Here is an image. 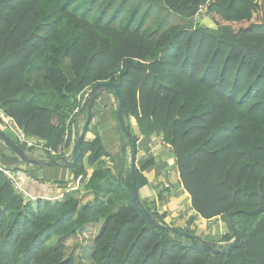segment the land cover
<instances>
[{
    "label": "trees",
    "instance_id": "obj_1",
    "mask_svg": "<svg viewBox=\"0 0 264 264\" xmlns=\"http://www.w3.org/2000/svg\"><path fill=\"white\" fill-rule=\"evenodd\" d=\"M34 70L52 91L49 104L30 82ZM100 83L119 84L131 140L113 91L98 92L87 129L95 138L70 169L80 185L54 201L18 191L6 172L25 164L19 171L37 176L6 145L14 157L0 151V264H86L66 250L88 232L91 264H264V213L247 214L264 207V0H0V109L27 138L57 149L68 134L70 152L71 115L83 101L87 115ZM5 134L34 159L36 150ZM158 140L168 161L152 152ZM134 151L144 153L136 185L156 227L128 194ZM172 171L182 195L174 198L172 184L156 194ZM185 201L192 214L174 228ZM230 213L240 247L227 255L191 247L199 220L222 222L228 230L213 242L225 252L235 238Z\"/></svg>",
    "mask_w": 264,
    "mask_h": 264
},
{
    "label": "crops",
    "instance_id": "obj_2",
    "mask_svg": "<svg viewBox=\"0 0 264 264\" xmlns=\"http://www.w3.org/2000/svg\"><path fill=\"white\" fill-rule=\"evenodd\" d=\"M34 74H37L36 72H34ZM40 74V73H39ZM42 76V75H41ZM43 77V76H42ZM30 82L34 85H36V88L38 89L39 93V99L42 103L44 104H49L50 102H46L45 99L46 94L49 96L50 93H52L51 89H50V93L49 92H43L42 87H46V85L39 79L37 78V80H35V78H33V75L30 73ZM48 86V85H47ZM50 88V87H49ZM108 98L111 99V102L114 103L115 99L113 95H109ZM53 99V94L50 95V101ZM45 101V102H44ZM81 115H79L77 117V120L75 122L76 125V130H75V135H76V140L78 139L82 128H83V124H82V119H81ZM114 125L116 126V122H114ZM5 133H9L10 131L4 127V129L2 130ZM136 134H138V129H135ZM9 136V135H7ZM95 138V134L94 133H87L86 134V139L87 140H93ZM1 140V139H0ZM156 144H160V147H162L161 152H155V148H157L155 145L152 146V152L155 156H160L161 160L163 159L162 155L166 154L169 157V152L168 150H166V148L164 147L163 143L158 140L156 142ZM155 146V147H154ZM0 151L3 152L4 155H6L7 157L13 158V154L6 148V145L3 143V141H0ZM144 156V153H142ZM34 157V160L40 161V162H48L50 157L45 154L42 151H34V153L32 154ZM1 156V154H0ZM71 158V156H70ZM69 158V159H70ZM68 159V160H69ZM139 159V158H138ZM137 159V160H138ZM170 159V158H169ZM168 159V160H169ZM167 160V161H168ZM23 162V161H22ZM170 165H173L174 162L171 160L169 161ZM24 163V162H23ZM30 170L32 172H34V174L37 177H33V176H27L25 174H22L19 170L20 169H29V167L25 164H21L19 165V170L16 172L13 171H8L7 174L10 175L11 178H13L14 180H16L17 183H19L23 194L28 198V199H32V200H36L39 198H43V199H50L52 201L54 200H58V199H62L63 196L70 192V191H74L77 190L79 185H80V179L78 181H76V183H72L71 181L73 180V176L70 172V169L68 167L63 166L62 164L57 166V167H42L40 165L37 164H30ZM93 173V169H88V178L91 177ZM162 175V174H161ZM160 175V176H161ZM160 178V177H159ZM61 181H64L66 184H68V189H66L64 191V189L62 188L61 185ZM169 184L172 187V195H176V193L182 195V190L181 187H179L178 185V181H177V175L175 171H172V174L170 175V180H168ZM59 182V183H57ZM159 182V179H158ZM161 183V182H160ZM164 186H161L158 190H155V193L158 194ZM159 191V192H158ZM175 198V196H174ZM173 198V199H174ZM190 209V205L188 203V201H185L181 204H179L177 206V208L175 209V214H176V218L173 220V226L176 223H179L180 227L186 226L187 223V219L188 216L191 215L192 213L189 211ZM216 223H222V222H216ZM210 225L211 223H204L202 221L199 220V222L197 223L198 225V234L201 236L202 234H208V231H205L201 229V227L203 225ZM222 232H226L223 228H222Z\"/></svg>",
    "mask_w": 264,
    "mask_h": 264
},
{
    "label": "water",
    "instance_id": "obj_3",
    "mask_svg": "<svg viewBox=\"0 0 264 264\" xmlns=\"http://www.w3.org/2000/svg\"><path fill=\"white\" fill-rule=\"evenodd\" d=\"M204 25L208 28H212L214 26V22L210 17H205L204 18ZM106 90H112L114 93L115 98L117 99V112H118V120H119V125L121 127V130L123 132V141L124 143H129L131 140V132L129 127L126 124L125 120V104H124V97L121 93L119 84L117 83H100L96 85L91 91V97L88 102L87 106V115H86V120L83 125L82 131L76 140L75 144L73 145L72 148V155L71 158L65 159L64 157H56V158H51L49 159L48 162H40L34 159H30L25 151L17 144L15 143L9 136H7L2 130H0V139L3 141L5 145H7L9 148H11L20 158L21 161L24 163H29V164H37L42 167H57L59 165H63L65 167H68L69 169H72L78 162L79 160V150L81 147L82 142L86 139V134H87V129L90 126L93 118V108H94V102L95 98L98 92L106 91ZM134 143V141H133ZM136 154L135 151L133 152L132 159H131V173L133 177V186L134 190L128 191V194L130 196L131 202L134 206L137 207V209L145 215L146 219L149 221V223L156 227L157 223L155 221L154 216L144 207V205L141 202L140 196H139V191L136 185ZM159 170V169H158ZM264 213V207H261L255 211L247 212L248 215L250 216H257ZM235 213H230L228 215V220L230 225L233 228V232L235 235L234 241L231 243V245L228 247V249L225 252L219 251V249L214 248V242L204 240L202 237L195 235V236H190L195 243L191 245V247L195 250L199 251H206L207 249H212V252L214 254L218 253H223L225 255L229 254V252L234 249L238 248L242 244L241 238L238 236L235 226L233 224V217ZM167 230H170L168 228Z\"/></svg>",
    "mask_w": 264,
    "mask_h": 264
},
{
    "label": "rangeland",
    "instance_id": "obj_4",
    "mask_svg": "<svg viewBox=\"0 0 264 264\" xmlns=\"http://www.w3.org/2000/svg\"><path fill=\"white\" fill-rule=\"evenodd\" d=\"M65 69H66V71L67 72H70V69H69V62L68 61H66L65 62ZM34 72H35V70L34 71H32V75H33V78H35V80H37V78H39L45 85H46V87H42V89H43V92H51L50 91V88H49V86H47L48 84H46L45 83V81H44V79H43V77L41 76V73L40 72H37L36 71V73L37 74H34ZM40 73V74H39ZM50 95H52V93H50L49 94V96L46 94V99H45V101L48 103V102H50ZM44 101V102H45ZM85 118H86V116L85 115H83L82 117H81V119H82V124L84 123V121H85ZM84 125V124H83ZM157 145V144H156ZM155 145V146H156ZM154 146V147H155ZM157 148H155V152L157 153V152H161V151H163L162 150V147H160V144H158L157 146H156ZM163 157V161H167L168 159H169V157H168V155H166V154H164V155H162ZM141 157H143V154L141 153V154H139V156H138V158H141ZM131 156H129V160H128V165H127V168H129L130 167V163H131ZM172 174V172L170 173V175ZM159 182H161L162 183V186H164V188H166L168 185H169V181H167L166 180V174L165 173H163L161 176H160V178H159ZM163 188V189H164ZM159 192V191H158ZM186 226H183V227H180L179 226V223H176L175 225H174V228H181V229H184ZM222 228L225 230V231H227L228 230V227H227V225L225 224V223H216V222H213V223H211L210 225H207V224H205V225H203L202 227H201V229L202 230H204V232L205 231H208V234H202L201 236L198 234V232H199V230L197 229L196 231H197V233H196V235H198V236H200V237H202L204 240H207V241H211V242H213L214 241V239H216V237H215V234H216V231L218 230H222ZM93 239H94V234L92 233V232H88L85 236H83V235H79L77 238H75V240H73V241H75L74 242V244L72 245V246H69V248L66 250V254L67 255H71L73 258H74V260H75V262L76 263H79V262H83V263H86V264H91V262H90V259H91V257H88L87 258V254H89V256L92 254V251H93Z\"/></svg>",
    "mask_w": 264,
    "mask_h": 264
},
{
    "label": "built area",
    "instance_id": "obj_5",
    "mask_svg": "<svg viewBox=\"0 0 264 264\" xmlns=\"http://www.w3.org/2000/svg\"><path fill=\"white\" fill-rule=\"evenodd\" d=\"M89 94H87L85 96V98H87L89 96ZM84 103H85V101L81 102L80 106L78 108H76L74 110V112L72 113V115H71V119L73 121V123H71V126H72V139L74 141V144L76 142V135H75L76 125H75L74 119L77 120V117L80 115V113H79L80 110H81L80 108H82L84 106ZM0 118H2L4 120L5 127L19 141V143L21 145H26L28 148H33L36 151H42L44 153H47L48 156L51 157V158L63 157L64 156L65 159H69L70 156L72 155V150L70 152H68V153L66 151V144H67V141L69 139V135L68 134H66L64 136L63 142L59 145V147L57 149L46 148L45 147V143L43 142V140L27 138L26 135L24 134V132L21 129L16 128L14 126L12 120L9 117H7L5 115V113H4V111L1 110V109H0ZM161 142H162V140H161ZM7 175L10 177L9 174H7ZM11 179H12V181L14 183V186L18 189V191L20 193H23L19 183H17L16 180H14L13 178H11Z\"/></svg>",
    "mask_w": 264,
    "mask_h": 264
}]
</instances>
